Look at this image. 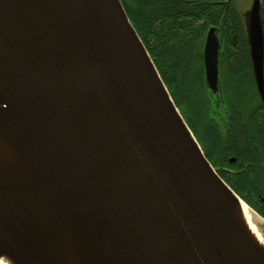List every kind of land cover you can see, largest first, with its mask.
Segmentation results:
<instances>
[{
	"label": "water",
	"instance_id": "1",
	"mask_svg": "<svg viewBox=\"0 0 264 264\" xmlns=\"http://www.w3.org/2000/svg\"><path fill=\"white\" fill-rule=\"evenodd\" d=\"M217 29L206 35L204 78L225 111ZM246 31L264 102L260 0ZM241 200L176 106L122 0H0V257L264 264V245L235 208Z\"/></svg>",
	"mask_w": 264,
	"mask_h": 264
},
{
	"label": "trees",
	"instance_id": "2",
	"mask_svg": "<svg viewBox=\"0 0 264 264\" xmlns=\"http://www.w3.org/2000/svg\"><path fill=\"white\" fill-rule=\"evenodd\" d=\"M122 2L175 104L202 142L211 164L244 200L251 205L258 204L257 197L264 196V124L256 121L255 128L260 135L250 137L244 135L242 119L236 114L230 121L226 114L223 118L214 117V106L204 78V30L198 21L204 19L207 26L223 20L227 26H234L236 18L232 21L231 16L238 11L234 2L229 6L215 0ZM238 49L234 50V59H221L223 69L225 66L221 73L223 92L225 85L226 89L229 88L230 79L236 96L241 92L237 90L255 88V83L247 85L246 59L243 51H236ZM258 103L255 102L250 112L259 109ZM247 125L254 129V123ZM231 155L236 156L234 163L230 162Z\"/></svg>",
	"mask_w": 264,
	"mask_h": 264
},
{
	"label": "flooded vegetation",
	"instance_id": "3",
	"mask_svg": "<svg viewBox=\"0 0 264 264\" xmlns=\"http://www.w3.org/2000/svg\"><path fill=\"white\" fill-rule=\"evenodd\" d=\"M213 1V0H212ZM234 2V7L238 9V4L240 1L243 0H215V2L222 3L226 6H229L231 2ZM261 2V14H262V19H263V28H264V0H260ZM253 0H251L248 8H246L244 11L238 9L236 15L231 16V20L233 21V18H236V24L229 25L224 23L222 20L219 24H209L205 25V20L202 19L198 21V23L202 24V29L204 30V42H203V50H204V43L206 39L207 32L211 26H216L217 29V34L219 36L220 40V73H222V70H225V66L223 69L221 59H234L235 58V49L237 52L241 53L243 51L244 59H246L245 62V70L247 73L249 72V77L247 79V85H253L255 83V88L253 87L252 89L245 88L243 90H237L241 91L238 96L235 95L236 90L232 89L233 84L231 83V80L229 79V88L226 89L225 85V93L223 92L224 95V100H225V108H226V117L230 121L231 118H235V114L242 119V123L245 127L244 129V135L245 136H253L257 137L260 135L258 133V130L255 128V122L257 121L258 124L263 125L264 124V102L263 99L258 92L257 86H256V81L255 77L253 74V69H252V63H251V58L249 54V49H248V40H247V31H246V15L248 11L250 10L252 6ZM172 3H169V5ZM171 6H174L172 4ZM210 15V13L208 12ZM231 21V22H232ZM225 25V26H224ZM249 59V61H248ZM226 69L229 70V65L226 64ZM250 69V71H249ZM222 82V78H221ZM222 89H223V82H222ZM224 90V89H223ZM232 101V103H231ZM255 102H259L262 104L263 108L261 109V104H257L259 107V111L256 112L255 110L251 111V107L255 105ZM250 112V113H249ZM252 113V115H250ZM262 113V114H261ZM250 115V116H248ZM247 123L254 125V129H251V127H248ZM250 128V129H249ZM256 135V136H255ZM261 200V205L255 204L251 205L254 210H256L260 215L264 217V211L261 206L264 205V196H260Z\"/></svg>",
	"mask_w": 264,
	"mask_h": 264
},
{
	"label": "bare ground",
	"instance_id": "4",
	"mask_svg": "<svg viewBox=\"0 0 264 264\" xmlns=\"http://www.w3.org/2000/svg\"><path fill=\"white\" fill-rule=\"evenodd\" d=\"M235 208L254 236L264 245V227L261 226L264 223V219L255 213L243 200L240 201L239 207ZM0 264H11V262L6 257H0Z\"/></svg>",
	"mask_w": 264,
	"mask_h": 264
},
{
	"label": "rangeland",
	"instance_id": "5",
	"mask_svg": "<svg viewBox=\"0 0 264 264\" xmlns=\"http://www.w3.org/2000/svg\"><path fill=\"white\" fill-rule=\"evenodd\" d=\"M250 2H251V0H243V1H240L239 2V4H238V9H239V11H240V9L242 10V11H244L246 8H248V6H249V4H250ZM175 102V101H174ZM177 106V105H176ZM178 107V106H177ZM179 108V107H178ZM225 114H226V108H225V111L223 110V108H222V106L220 105V104H218L216 107H214V113H213V116L214 117H221V118H223V116H225ZM186 120V119H185ZM189 125V124H188ZM192 130V129H191ZM193 131V130H192ZM194 133V132H193ZM194 135H195V133H194ZM196 136V135H195ZM196 138L198 139V137L196 136ZM198 141H199V143H200V145L202 146V148H203V151L205 152V149H204V147H203V144H202V142L198 139ZM231 158H235L236 159V156L235 155H231V157H230V159ZM236 161V160H235ZM234 161V162H235ZM231 162V161H230ZM234 162H231V163H234ZM215 168V167H214ZM216 169V168H215ZM217 170V169H216ZM218 172V171H217ZM220 175V174H219ZM221 176V175H220ZM223 178V177H222ZM225 180V179H224ZM227 182V181H226ZM229 184V183H228ZM231 186V185H230ZM234 190V189H233ZM235 191V190H234ZM236 192V191H235ZM237 193V192H236ZM238 194V193H237ZM239 195V194H238ZM240 196V195H239ZM241 197V196H240ZM242 198V197H241ZM243 199V198H242ZM244 200V199H243ZM247 204H249V206H251L250 205V203H248L246 200H244ZM257 201H258V204L259 205H261L262 203H261V200L257 197ZM252 207V206H251ZM262 208H263V211H264V205L263 206H261ZM253 208V207H252ZM262 216V215H261ZM263 217V216H262Z\"/></svg>",
	"mask_w": 264,
	"mask_h": 264
}]
</instances>
